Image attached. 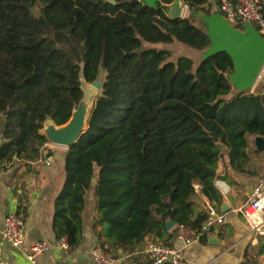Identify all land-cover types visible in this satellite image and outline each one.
Segmentation results:
<instances>
[{
  "label": "trees",
  "instance_id": "1",
  "mask_svg": "<svg viewBox=\"0 0 264 264\" xmlns=\"http://www.w3.org/2000/svg\"><path fill=\"white\" fill-rule=\"evenodd\" d=\"M181 1L203 17L219 9L218 0ZM174 42L204 52L210 38L191 16L171 21L139 0H0V170L31 168L49 142L44 124L65 125L82 81L104 75L87 129L64 153L54 199L53 233L70 248L81 242L90 189L97 237L131 254L150 233L160 237L167 219L200 232L195 186L219 207V161L230 185L246 174V135L264 137V92L234 91L225 51L195 64L156 48Z\"/></svg>",
  "mask_w": 264,
  "mask_h": 264
},
{
  "label": "crops",
  "instance_id": "2",
  "mask_svg": "<svg viewBox=\"0 0 264 264\" xmlns=\"http://www.w3.org/2000/svg\"><path fill=\"white\" fill-rule=\"evenodd\" d=\"M253 88L249 93L264 92V64ZM1 129L2 122L0 133ZM256 136L259 135H246V143L251 153L248 156L246 174L233 176V185L222 180L225 170L223 162H218L214 185L222 196L219 207L214 208L200 192L193 199L195 214L200 211L205 213L206 207L210 205L223 214L221 224L202 234L198 242L191 245H185L176 238V225L170 229L164 227L160 237L156 233H150L131 254H125L121 250L108 251L118 259V264H152L145 253V247L154 238L182 252L187 264H264V254H258L264 244V237L253 236L248 222L239 213V208L247 205L251 187L264 174V151L257 149L254 140ZM65 152L66 149L64 152L58 151L48 142L41 150L38 161L31 164V168H19L18 161L0 170V264H93L92 247L96 244L107 246L105 238L97 237L101 228L92 227L98 214L91 189L85 198L81 242L70 248L64 237L59 240L55 238L52 229L54 199L62 185ZM222 189L227 191V195H223ZM222 205L228 207L225 212H222ZM10 214L20 216L23 221L25 250L12 248L2 237L3 221ZM155 217L157 220L160 218ZM167 221L169 219L164 223ZM37 242H45L47 249L36 256L32 263L28 259V248Z\"/></svg>",
  "mask_w": 264,
  "mask_h": 264
},
{
  "label": "built area",
  "instance_id": "3",
  "mask_svg": "<svg viewBox=\"0 0 264 264\" xmlns=\"http://www.w3.org/2000/svg\"><path fill=\"white\" fill-rule=\"evenodd\" d=\"M219 10L223 14L224 20L233 24L236 21L249 23L264 39V4L262 0H218ZM198 192V186H195ZM223 195H227L225 189L221 190ZM246 207L239 208V213L248 222L250 232L253 236L264 237V174L256 180L247 196ZM206 218L201 226L200 232L184 225L175 226L176 238L185 245L197 243L199 238L211 228L223 222V214L215 210L212 206L206 207ZM2 237L14 249L25 250V234L23 221L16 214L8 215L2 224ZM47 249L45 242H37L28 248V259L33 263L36 256L42 254ZM145 253L152 264H187L184 255L179 250L168 246L158 239H151L146 243ZM93 264H118V259L100 244H96L91 249Z\"/></svg>",
  "mask_w": 264,
  "mask_h": 264
},
{
  "label": "water",
  "instance_id": "4",
  "mask_svg": "<svg viewBox=\"0 0 264 264\" xmlns=\"http://www.w3.org/2000/svg\"><path fill=\"white\" fill-rule=\"evenodd\" d=\"M262 1L264 4V0ZM139 3H141L142 6L161 11L165 17L171 21L182 19L187 12V8L181 0H174L170 4H164L160 0H139ZM190 14L194 17H198L199 20L208 27L205 33L210 38V45L207 50H205L206 53L202 59L217 52L225 51L233 61L234 72L228 77L233 85V89L245 91L254 85L264 64V39L259 33L253 27L245 26L247 34H243L241 31L230 27L218 13H213L209 17L199 16L194 12ZM90 86L92 89L98 90L101 87V82L96 80L91 83ZM82 92V99L72 111V115L65 125L58 127L51 121H47L44 124L42 133L53 145L69 148L87 129L88 117L84 119L86 110L84 107L85 93L83 89ZM214 140H216V138H214ZM254 140L257 149L263 152L264 138L256 136ZM221 149L224 150L225 147L221 146ZM93 182H95L94 179ZM227 208L226 205H222V212H225ZM166 224L170 227L175 225V222L169 220Z\"/></svg>",
  "mask_w": 264,
  "mask_h": 264
},
{
  "label": "rangeland",
  "instance_id": "5",
  "mask_svg": "<svg viewBox=\"0 0 264 264\" xmlns=\"http://www.w3.org/2000/svg\"><path fill=\"white\" fill-rule=\"evenodd\" d=\"M213 1V0H212ZM213 13H218L220 16L221 13L218 9V7H216V9L214 8L213 9ZM188 16H193L191 15L189 12H186L184 17H188ZM223 17V16H222ZM193 18V21L196 23V24H200V26L203 27L204 30H207V25H205L203 22V24L196 18V17H192ZM236 23V22H235ZM235 23L233 24H229L230 27H232L234 29V25ZM245 26H250L252 27V25H250L249 23H244V28H243V31H241L243 34H247L246 33V27ZM157 49H166L168 51L171 52L172 54V59L175 60L177 57L179 56H187L189 57L190 59L193 60V62L196 64L198 63V61H200L202 59V57L205 55L206 51L204 52H199V51H196V50H192L190 48H187L185 47L184 45L180 44V43H177V42H174V43H171L170 45H157L156 46ZM104 75L103 73H100L99 77H98V81H100L101 79H103ZM85 83L82 81V85L81 87L84 85ZM87 84V83H86ZM90 85V84H88ZM254 85H252L250 88H248L247 90L245 91H252L254 88ZM234 91H238V90H235ZM100 93V90H95V97H94V100L96 98V96ZM94 102V101H93ZM50 145H53L52 143L49 142ZM55 146V145H54ZM55 149H57L58 151H61V152H64L65 149L67 150V148H64V147H59V146H55Z\"/></svg>",
  "mask_w": 264,
  "mask_h": 264
},
{
  "label": "bare ground",
  "instance_id": "6",
  "mask_svg": "<svg viewBox=\"0 0 264 264\" xmlns=\"http://www.w3.org/2000/svg\"><path fill=\"white\" fill-rule=\"evenodd\" d=\"M82 89L85 93L84 107H85L86 112L84 115V119H86V117H88V113L90 111L91 105L94 101L95 90L92 89V87L86 83L82 86ZM84 128H85V125H84Z\"/></svg>",
  "mask_w": 264,
  "mask_h": 264
}]
</instances>
